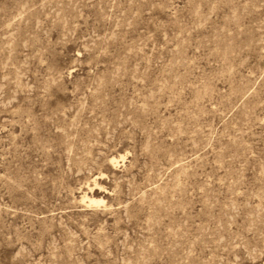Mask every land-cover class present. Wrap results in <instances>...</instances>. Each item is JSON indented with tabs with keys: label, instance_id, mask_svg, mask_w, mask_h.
Listing matches in <instances>:
<instances>
[{
	"label": "rangeland",
	"instance_id": "obj_1",
	"mask_svg": "<svg viewBox=\"0 0 264 264\" xmlns=\"http://www.w3.org/2000/svg\"><path fill=\"white\" fill-rule=\"evenodd\" d=\"M0 264H264V0H0Z\"/></svg>",
	"mask_w": 264,
	"mask_h": 264
}]
</instances>
